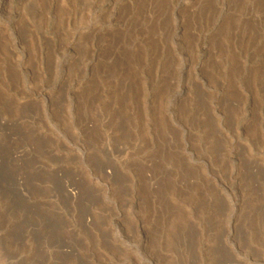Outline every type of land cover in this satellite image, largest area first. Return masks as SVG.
Masks as SVG:
<instances>
[{
	"label": "rangeland",
	"instance_id": "obj_1",
	"mask_svg": "<svg viewBox=\"0 0 264 264\" xmlns=\"http://www.w3.org/2000/svg\"><path fill=\"white\" fill-rule=\"evenodd\" d=\"M0 264H264V0H0Z\"/></svg>",
	"mask_w": 264,
	"mask_h": 264
}]
</instances>
